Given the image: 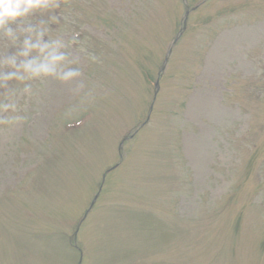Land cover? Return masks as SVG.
I'll use <instances>...</instances> for the list:
<instances>
[{
	"label": "rangeland",
	"instance_id": "rangeland-1",
	"mask_svg": "<svg viewBox=\"0 0 264 264\" xmlns=\"http://www.w3.org/2000/svg\"><path fill=\"white\" fill-rule=\"evenodd\" d=\"M135 2L36 14L80 75L0 124V264H264V0Z\"/></svg>",
	"mask_w": 264,
	"mask_h": 264
},
{
	"label": "clouds",
	"instance_id": "clouds-1",
	"mask_svg": "<svg viewBox=\"0 0 264 264\" xmlns=\"http://www.w3.org/2000/svg\"><path fill=\"white\" fill-rule=\"evenodd\" d=\"M62 0H0V43L8 48L16 47L13 55L0 53V124H16L25 116L21 112V99L30 100L37 93L33 90V81L52 78L69 82L80 75L77 67L70 65L77 61L65 49L63 36L52 37L53 31L48 22L36 23L37 13L52 12L61 8ZM65 22L69 20L64 15ZM51 24H59L60 16L52 14ZM48 35L50 38L45 40ZM22 87H9V82Z\"/></svg>",
	"mask_w": 264,
	"mask_h": 264
},
{
	"label": "trees",
	"instance_id": "trees-1",
	"mask_svg": "<svg viewBox=\"0 0 264 264\" xmlns=\"http://www.w3.org/2000/svg\"><path fill=\"white\" fill-rule=\"evenodd\" d=\"M90 3V2H89ZM135 6V10L130 14L129 17H131V15H136L137 14V10L139 9L140 3L139 0H136V2L134 3ZM102 21V18H99ZM110 23L107 24L111 30V33L113 32V30L116 31V34L119 35L121 33V31H123L124 29L126 30L127 26L125 24L124 20H119V19H109L108 20ZM115 44H119L120 43V39H117L116 41H114ZM147 77L150 78L147 74ZM13 82H9V86L12 85ZM3 99V97H2Z\"/></svg>",
	"mask_w": 264,
	"mask_h": 264
}]
</instances>
